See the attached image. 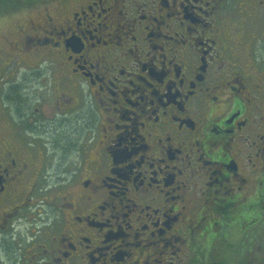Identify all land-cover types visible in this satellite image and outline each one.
I'll return each mask as SVG.
<instances>
[{
  "label": "flooded vegetation",
  "instance_id": "flooded-vegetation-1",
  "mask_svg": "<svg viewBox=\"0 0 264 264\" xmlns=\"http://www.w3.org/2000/svg\"><path fill=\"white\" fill-rule=\"evenodd\" d=\"M47 2L3 50L0 264H264V0Z\"/></svg>",
  "mask_w": 264,
  "mask_h": 264
},
{
  "label": "rangeland",
  "instance_id": "rangeland-1",
  "mask_svg": "<svg viewBox=\"0 0 264 264\" xmlns=\"http://www.w3.org/2000/svg\"><path fill=\"white\" fill-rule=\"evenodd\" d=\"M45 3H48L47 0L33 2L32 4L29 3L25 6V9H22L21 11L11 15H3V13H0V75L2 73L3 60L4 57H6L3 56L5 53L3 50L7 49V41L5 40L9 39L11 42H16L18 44L20 42V26H24L26 28L29 27V22L36 19L39 10L44 6ZM38 6H41L39 7V10H37ZM8 68H10V65H8Z\"/></svg>",
  "mask_w": 264,
  "mask_h": 264
},
{
  "label": "trees",
  "instance_id": "trees-1",
  "mask_svg": "<svg viewBox=\"0 0 264 264\" xmlns=\"http://www.w3.org/2000/svg\"><path fill=\"white\" fill-rule=\"evenodd\" d=\"M37 1L41 0H0V13H3V15H11L25 9L27 4H32Z\"/></svg>",
  "mask_w": 264,
  "mask_h": 264
}]
</instances>
